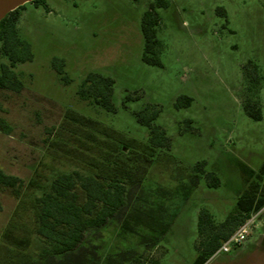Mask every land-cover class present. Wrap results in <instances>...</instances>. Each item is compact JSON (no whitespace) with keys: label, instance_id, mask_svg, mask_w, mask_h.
Returning a JSON list of instances; mask_svg holds the SVG:
<instances>
[{"label":"rangeland","instance_id":"obj_1","mask_svg":"<svg viewBox=\"0 0 264 264\" xmlns=\"http://www.w3.org/2000/svg\"><path fill=\"white\" fill-rule=\"evenodd\" d=\"M168 1V8L157 10L160 67L141 60V17L154 0L26 3L17 12V29L31 45L32 59L12 68L19 91L0 88V171L22 181V195L40 166L54 161H45L47 153L70 150L68 142L74 149V139L95 145L75 130L109 141L129 158L149 136L135 113L147 104L159 110L153 123L165 130L169 149L149 156L144 184L148 201L155 202L149 208L161 215L158 229L165 230L155 235L154 248L143 249L136 235L109 227L100 250L119 264H192L198 212L206 209L220 223L250 187L264 189V0ZM54 58L64 61L66 79L54 70ZM2 64L8 60L0 55ZM253 66L260 78L255 97L261 120L242 108L253 96L245 76V71L255 75ZM91 72L114 80L113 112L77 93ZM180 96L192 99L189 107L175 108ZM60 133L61 141L51 143ZM198 162L218 185L207 187L202 177L185 199L184 186ZM18 203L11 189L0 186V264H17L23 253L6 238L29 232L28 221L13 216ZM25 222V230L18 227ZM131 252L137 262L127 258ZM216 252L204 264H264L260 217L240 245Z\"/></svg>","mask_w":264,"mask_h":264},{"label":"trees","instance_id":"obj_2","mask_svg":"<svg viewBox=\"0 0 264 264\" xmlns=\"http://www.w3.org/2000/svg\"><path fill=\"white\" fill-rule=\"evenodd\" d=\"M30 3L37 7L44 4V0H33ZM25 5L0 20V55L8 60V64L0 66L1 89L19 91L22 85L12 68L32 59L31 45L20 37L17 29V12ZM169 5L168 0H154L141 17L140 29L144 39L141 60L147 65H162L158 55L160 44L156 38V27L160 21L157 10L166 9ZM217 12L224 15L222 9H217ZM52 66L66 79L62 59L54 58ZM252 70L254 76L247 71L245 76L249 91L255 97L260 90V78L255 66ZM113 85L112 78L91 72L84 77L77 93L82 98L91 99V103L113 112ZM252 97L243 100V111L251 119L261 120L258 100ZM191 101L189 97L180 96L174 106L177 109L187 108ZM158 113L156 106L151 104L135 113L137 121L147 127L149 136L146 141L135 145L136 151L129 158L123 157L109 141L98 140L77 129V134L80 132L96 147L74 139V149L69 148L68 142L64 145L70 150L57 149L53 155L47 153L48 160L45 161H49V158L54 161L50 164L44 162L40 166L28 181L23 195L20 193L22 181L0 171V186L11 189L19 201L13 216H22L29 223V232L24 234L25 231L21 230L19 238L6 235L7 240H15L20 250H23L17 264H119L108 260L100 250L102 233L109 227H117L121 232L136 235L139 248L155 247V235L160 236L165 229H158L161 215L156 217L154 210L149 208L155 202L148 201L145 175L149 168V156L157 151H167L170 144L165 130L153 123ZM184 123L189 125L192 122L185 120ZM61 134L57 141L51 143L60 142ZM107 134L111 135L110 132ZM203 166L204 162H198L191 167L187 187L184 186L185 199L198 186L202 177L207 187L218 185L212 173H204ZM263 207L264 189L259 191L250 187L237 199L234 212L220 223L215 222L208 210H200L197 216L198 240L195 245L197 254L192 264H204L240 224ZM26 223L18 227L25 230ZM164 227H167V223ZM131 253L127 258L136 261V252ZM122 254L129 255L130 252Z\"/></svg>","mask_w":264,"mask_h":264},{"label":"built area","instance_id":"obj_3","mask_svg":"<svg viewBox=\"0 0 264 264\" xmlns=\"http://www.w3.org/2000/svg\"><path fill=\"white\" fill-rule=\"evenodd\" d=\"M259 216V213L251 215L247 220H245L242 224H240L234 232L228 237L226 241H224L219 247L218 253H228L230 247L233 245H240L248 236V231L252 226L255 225V220Z\"/></svg>","mask_w":264,"mask_h":264},{"label":"water","instance_id":"obj_4","mask_svg":"<svg viewBox=\"0 0 264 264\" xmlns=\"http://www.w3.org/2000/svg\"><path fill=\"white\" fill-rule=\"evenodd\" d=\"M32 1L33 0H0V20H2L8 13Z\"/></svg>","mask_w":264,"mask_h":264},{"label":"crops","instance_id":"obj_5","mask_svg":"<svg viewBox=\"0 0 264 264\" xmlns=\"http://www.w3.org/2000/svg\"><path fill=\"white\" fill-rule=\"evenodd\" d=\"M263 209H261L258 213H259V217H260V222L262 224H264V213H263Z\"/></svg>","mask_w":264,"mask_h":264}]
</instances>
